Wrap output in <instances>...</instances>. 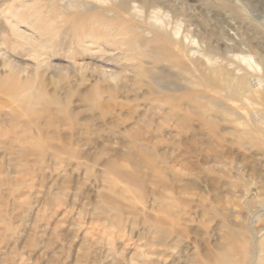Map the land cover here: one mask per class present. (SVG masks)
Segmentation results:
<instances>
[{"label": "rangeland", "instance_id": "rangeland-1", "mask_svg": "<svg viewBox=\"0 0 264 264\" xmlns=\"http://www.w3.org/2000/svg\"><path fill=\"white\" fill-rule=\"evenodd\" d=\"M132 1L221 58L242 41L264 59V0ZM111 13L98 0H0V50L30 66L0 61V264L261 258L264 97L236 115L223 101L232 90L218 89L231 65L211 88L185 58L162 59L163 34ZM90 60L115 66L117 81L72 65Z\"/></svg>", "mask_w": 264, "mask_h": 264}, {"label": "bare ground", "instance_id": "bare-ground-1", "mask_svg": "<svg viewBox=\"0 0 264 264\" xmlns=\"http://www.w3.org/2000/svg\"><path fill=\"white\" fill-rule=\"evenodd\" d=\"M98 1L102 4L103 8H106L108 12L110 11L113 13V14L111 13L112 17H123L125 19L140 18L142 21H144L143 23H145L148 27L152 29L149 31L146 30L147 34H153L155 32H160L161 34H163L164 39L166 40L165 43L172 44L173 48L170 47L171 48L170 49L167 46L165 47L163 45H156L155 49L160 53L162 59L170 63L172 66H176L180 68V65H183V63L180 62L181 60L179 59V56L185 58L186 60L189 61L191 66H193L196 69V71L201 72L200 75L202 76V79L204 82L211 83L210 85L211 88H215V86L216 87L219 86L217 83L213 85L214 81L212 79H214V77L217 75L215 72L216 71L215 69L218 68L221 70V68H225L227 64L231 65L233 67L232 68L233 73L224 72L222 74L223 76L217 75L219 77H223V81L225 85L222 89H221V86L217 88L219 90H225L223 92H227V91L230 92L232 90L233 94L231 95V93H229L225 95V97L228 99L223 100V101L228 106V109H230L236 115L242 116L246 114L245 109L247 106L245 102L248 101L247 97H250L254 100H257V98L261 96L264 97V59L254 54L253 50H251L242 41L236 42V45H237L236 52H233L230 56H227L226 58H221V55L217 51H215L213 46L209 45L208 43L207 44L199 43L196 39H193L192 35L189 32H187V30L186 31L181 30V26L179 24L173 25L172 22H170L168 19L166 20L163 19L158 14L159 12L157 10L152 12V15H149L146 18L143 16V14L141 15L142 12L138 4L133 3L132 0H98ZM83 16H84V13H83ZM95 24H97V22ZM7 25L9 29L11 30V32L15 34V37H20L21 39L25 41L35 42V39H34L35 37L31 38L26 33V30L21 28L18 22L7 20ZM227 26L231 27L230 24H227ZM98 27L99 26H97L94 29H98ZM102 28L104 29V27ZM96 43H97L98 51H100L98 54H100V56L105 55V53L108 52V50H106L104 46H101L100 43L98 42ZM45 59L46 58H40L38 62H40L46 69L49 68V69H54V70L56 69L63 70L64 67L51 64L49 60L46 61ZM0 61L2 63H6L8 66L13 67V68H20L23 70H27L28 68H30L29 65H25L21 67L23 62L16 60L10 54L2 50H0ZM152 62L154 64L159 63L157 59L155 60L152 59ZM34 64L35 63L31 65H34ZM72 65L77 66L78 69L82 70L83 72L89 71L90 73H93V74L98 73L103 78L107 77L109 78V80H112L115 82L117 81V78H118L117 72L115 70L116 69L115 66L108 65L106 63L99 62L96 60H90L88 62L86 61L84 62L76 61L75 62L74 61ZM151 76L152 74H149L147 78H151ZM211 76H214V77H211ZM227 76L230 77L229 80L227 79ZM187 82L192 87L198 86V84L194 82L193 77L189 76V78H187ZM150 83H151V80H150ZM156 83L160 86L164 85V81L161 78L160 79L158 78V81ZM95 90L97 91L98 88H96ZM36 91L38 92L39 96H41L42 98H46L45 90L42 86L38 85V87L36 88ZM193 97H194V90H191V93H189L188 95V99L191 100L193 99ZM88 98L89 100H91L93 99V96L89 94ZM49 102L50 101H47V104ZM176 103L177 102L175 101V104ZM237 124H240V123L237 122ZM259 231H263L262 233H264V224L260 225ZM261 246H262L261 250H263V244ZM262 255H261V258L259 255V258H257L258 257L257 256L252 260L243 259L239 262H235V261L231 262V260L229 259L232 255L230 254L229 256L227 255V260H224L223 256H220L219 259H217V262H215L214 264H262L263 262L261 261H264V258H262Z\"/></svg>", "mask_w": 264, "mask_h": 264}]
</instances>
